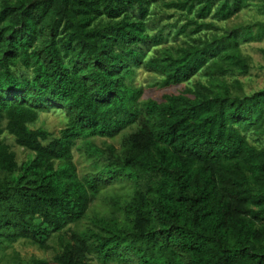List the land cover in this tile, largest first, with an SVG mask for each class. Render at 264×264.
<instances>
[{
  "label": "trees",
  "instance_id": "obj_1",
  "mask_svg": "<svg viewBox=\"0 0 264 264\" xmlns=\"http://www.w3.org/2000/svg\"><path fill=\"white\" fill-rule=\"evenodd\" d=\"M156 1L0 0L1 264H50L7 249L21 239L50 249L108 185L126 190L107 214L59 236L53 263L264 264V145L246 135L264 134V88L245 94L238 77L223 79L249 72L241 43L263 26L217 23L253 0H164L178 16L159 25L149 18ZM169 26L181 40L147 57L143 46L167 42ZM139 66L161 86L200 71L208 81L143 99ZM51 108L68 118L57 136L29 125ZM121 132L119 151L91 141ZM79 140L95 165L81 177Z\"/></svg>",
  "mask_w": 264,
  "mask_h": 264
},
{
  "label": "rangeland",
  "instance_id": "obj_2",
  "mask_svg": "<svg viewBox=\"0 0 264 264\" xmlns=\"http://www.w3.org/2000/svg\"><path fill=\"white\" fill-rule=\"evenodd\" d=\"M164 0H157L156 3L151 7L153 10V14L149 17L151 19L160 18L159 24L164 23L165 21L172 22L178 16V13L174 12L173 9L166 8L162 5ZM167 1V0H166ZM260 0H253L249 5L243 7L238 13L235 15L225 19L219 20L217 23L226 26L232 27L237 26L239 24H251L252 32L255 34L260 26H263V37L258 39H253L250 41H246L241 43L243 52L249 55L251 68L248 73L246 74H226L223 76V79L228 81L229 83L232 82L234 78H237L241 81L240 92L245 94H251L254 91H257L261 88H264V11L260 8ZM173 14L172 17L169 19L166 17L167 14ZM210 18V17H209ZM157 31V27L150 30L151 33ZM167 31L169 32V40L163 44L159 45H152L146 44L143 46L144 52L146 56L149 57L155 54L160 47L163 45L176 44L181 40V36L173 37L174 29L173 27H167ZM19 71V70H18ZM161 79V76L154 72L145 69L143 66H139L135 68L134 75L132 77V81L134 84L143 87V93L141 98H154L157 100H162L165 94L170 93H178L184 90L186 87H192L195 82L202 81L207 83L208 77L204 76L203 72L200 71L199 73L195 74L189 80L184 81L179 84H171L168 86H161L157 84V81ZM67 115L63 108H51L48 110H44L38 113V117L35 121L30 122V127H37L43 126L47 128L53 136H57L59 130L65 126L67 122ZM124 134L121 132L117 136L113 138H105V137H93L91 138L92 143L97 146L104 148L108 144H113L116 148V151L120 150V146L122 145V141L124 139ZM246 135L250 142L256 145H264V134L259 135L255 134L253 131L249 130L246 131ZM1 137L5 139V141L10 145V149H12L18 161H22L28 155V151L23 149L22 147L18 146L15 141L14 137L4 132ZM85 142L83 140H79L76 147H73V158L77 164V171L78 176L81 177L82 175L86 174L87 172L95 169L94 163L90 160L91 158H87L85 153ZM118 184V183H116ZM115 186V184H114ZM126 189L120 188L119 185L117 187H112V185H108L104 187L103 190L97 195V197L93 200V202L89 205L84 217L79 223L77 224H70L69 227L65 228L64 230L56 233L50 239L51 248L44 250L32 244L28 240H18L12 243L11 247L7 249V253L9 254L12 250L16 251L17 254L21 258L29 259L31 257H40L46 258L50 260V264L53 263L52 257L55 252L60 251V246L58 243L59 236L67 237L69 231L71 229H82L89 225L90 219L92 215H105L108 213V209L111 206L110 200L113 196H116L120 193H124ZM6 258V257H5ZM4 258V259H5ZM1 264V262H0ZM87 264H101L99 263L94 257H90Z\"/></svg>",
  "mask_w": 264,
  "mask_h": 264
}]
</instances>
